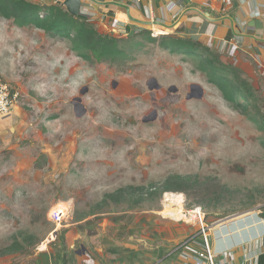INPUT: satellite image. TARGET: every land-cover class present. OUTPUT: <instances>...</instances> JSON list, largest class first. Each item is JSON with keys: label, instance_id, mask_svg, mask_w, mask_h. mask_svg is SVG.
Masks as SVG:
<instances>
[{"label": "rangeland", "instance_id": "rangeland-1", "mask_svg": "<svg viewBox=\"0 0 264 264\" xmlns=\"http://www.w3.org/2000/svg\"><path fill=\"white\" fill-rule=\"evenodd\" d=\"M93 26L105 44L85 50L0 11V74L19 93L0 117L1 264L44 249L66 264L83 247L92 264H182L194 208L211 222L264 210V83L169 35Z\"/></svg>", "mask_w": 264, "mask_h": 264}, {"label": "crops", "instance_id": "crops-1", "mask_svg": "<svg viewBox=\"0 0 264 264\" xmlns=\"http://www.w3.org/2000/svg\"><path fill=\"white\" fill-rule=\"evenodd\" d=\"M53 1L63 3V0ZM107 1L120 2L128 6L129 10L116 5L83 0L79 17L110 31L117 29L124 36L150 32L154 27L163 32V36L172 35L176 39L187 40L195 46L194 51L199 54L217 56L225 66L237 69L239 75L244 74L257 83H264V0ZM43 2L46 3L47 0ZM254 20H258V27L250 25ZM149 21L154 22L153 26L145 23ZM15 110L16 106L13 113ZM258 224L245 231L237 228L229 236H216L214 247L218 251L227 245L233 250L232 258L237 263L256 254L257 244L264 245V224ZM66 229L65 234L73 231ZM68 241H71L68 246L70 249L74 240L69 238L66 243ZM248 242H252V246H237ZM83 249L91 256L89 247ZM73 252L72 258L66 264H92V257L82 255L81 250L75 249ZM66 253L68 255L69 251ZM54 256L50 249H44L36 254L34 262L30 264H58ZM69 257L68 255L66 259ZM167 261L168 259L162 263ZM182 261L180 259V262ZM260 262L258 258V264Z\"/></svg>", "mask_w": 264, "mask_h": 264}, {"label": "built area", "instance_id": "built-area-1", "mask_svg": "<svg viewBox=\"0 0 264 264\" xmlns=\"http://www.w3.org/2000/svg\"><path fill=\"white\" fill-rule=\"evenodd\" d=\"M38 1L42 2L43 0ZM150 33L153 37L164 35L163 32L156 30L154 27H152ZM4 79L5 78L0 74V117L11 115L19 100V93L14 92L11 89V85ZM189 213L191 214L190 220H193V222L198 225V232L183 244V246H191L192 252L190 254V261L182 264H258V258L260 261L261 256L264 255V245L257 244L256 254L248 256L237 263L232 258L233 250L231 248L225 245L224 248L217 251L213 244L214 240L211 239L212 235H214V239L216 236L220 238L222 235L229 236L230 233L237 228L245 231L259 225L258 223L264 224V214L261 208L238 218L217 222H211L206 212H204L201 207H196ZM63 217L64 215L59 218V215L54 214V218L57 219V222L60 219L62 220ZM256 218L258 220H256ZM245 245L250 247L252 246V242L239 244L237 246L244 247Z\"/></svg>", "mask_w": 264, "mask_h": 264}, {"label": "trees", "instance_id": "trees-1", "mask_svg": "<svg viewBox=\"0 0 264 264\" xmlns=\"http://www.w3.org/2000/svg\"><path fill=\"white\" fill-rule=\"evenodd\" d=\"M3 9L10 11L6 12ZM0 11L5 17L12 18L21 25L31 23L37 28L46 27L47 30L61 36L70 37L74 35L76 41L85 45V50H89L87 48L90 45L105 44L103 37H98L97 29L94 28L92 22L73 15L61 2H54L53 0H47L46 3L38 0H0ZM167 39H165V43L169 48L177 47L181 52L189 53L191 51V54L195 53V46L187 40L176 39L172 35L168 36ZM81 44L77 47L78 49L82 48ZM197 55L200 56L198 52ZM97 58L101 59L100 56ZM236 74L239 76L238 73ZM260 260V264H264V255Z\"/></svg>", "mask_w": 264, "mask_h": 264}, {"label": "water", "instance_id": "water-1", "mask_svg": "<svg viewBox=\"0 0 264 264\" xmlns=\"http://www.w3.org/2000/svg\"><path fill=\"white\" fill-rule=\"evenodd\" d=\"M92 1L98 2L100 4L116 5V6L125 8L126 10H129L128 6H125L124 4L120 2H116V1H107V0H92ZM63 4L66 6L69 12L75 16H79L82 13L83 0H63ZM145 23L148 25H152L154 22L149 21ZM250 25L258 27L260 24L258 20H254L250 23ZM115 84H117V82ZM161 87H162L161 84H159L158 80L155 78H152V80L149 82V88L151 89L153 88L161 89ZM174 90L176 91L177 88H174ZM81 93L84 94L85 91H82ZM203 95H204L203 87L199 84H193L190 88V92L187 97L188 98H193V97L202 98ZM75 99L76 100L73 102L75 113L77 116H81L86 111L85 105L83 104L81 97H77ZM156 118H157V111H154L152 115L150 117L145 118L144 121L155 120Z\"/></svg>", "mask_w": 264, "mask_h": 264}, {"label": "bare ground", "instance_id": "bare-ground-1", "mask_svg": "<svg viewBox=\"0 0 264 264\" xmlns=\"http://www.w3.org/2000/svg\"><path fill=\"white\" fill-rule=\"evenodd\" d=\"M156 30H158V29H156ZM179 202H181V200ZM54 214L59 215V218H61V216L63 215L62 212H60V210H55Z\"/></svg>", "mask_w": 264, "mask_h": 264}]
</instances>
